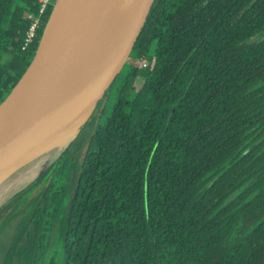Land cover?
<instances>
[{
  "label": "trees",
  "instance_id": "16d2710c",
  "mask_svg": "<svg viewBox=\"0 0 264 264\" xmlns=\"http://www.w3.org/2000/svg\"><path fill=\"white\" fill-rule=\"evenodd\" d=\"M54 4L0 0V91ZM0 264H264V0H158L69 147L0 206Z\"/></svg>",
  "mask_w": 264,
  "mask_h": 264
},
{
  "label": "water",
  "instance_id": "95a60500",
  "mask_svg": "<svg viewBox=\"0 0 264 264\" xmlns=\"http://www.w3.org/2000/svg\"><path fill=\"white\" fill-rule=\"evenodd\" d=\"M157 2L147 0L125 40V0H56L35 49L0 91V152L31 133L88 117L128 62Z\"/></svg>",
  "mask_w": 264,
  "mask_h": 264
},
{
  "label": "rangeland",
  "instance_id": "374dc122",
  "mask_svg": "<svg viewBox=\"0 0 264 264\" xmlns=\"http://www.w3.org/2000/svg\"><path fill=\"white\" fill-rule=\"evenodd\" d=\"M141 81L139 79L138 83ZM85 118L72 122L54 133H31L4 152L8 160L0 169V206L22 190L38 171L41 173L66 139L77 133Z\"/></svg>",
  "mask_w": 264,
  "mask_h": 264
},
{
  "label": "bare ground",
  "instance_id": "6f19581e",
  "mask_svg": "<svg viewBox=\"0 0 264 264\" xmlns=\"http://www.w3.org/2000/svg\"><path fill=\"white\" fill-rule=\"evenodd\" d=\"M146 2L147 0H125L124 9L122 13V35L125 40H127L132 30L140 20L146 6ZM83 116L84 113H82L76 120L82 119ZM59 128L60 127L56 125L48 129H42L38 132L41 134L54 133L57 132ZM7 160V154L4 152H0V169L5 165Z\"/></svg>",
  "mask_w": 264,
  "mask_h": 264
},
{
  "label": "built area",
  "instance_id": "2783aa9c",
  "mask_svg": "<svg viewBox=\"0 0 264 264\" xmlns=\"http://www.w3.org/2000/svg\"><path fill=\"white\" fill-rule=\"evenodd\" d=\"M39 1L41 3V7H40V13L41 14L47 9L48 5L53 2V0H39ZM36 24L37 23H34L32 28L30 29V32H29V35H28V38H27V42H30L32 40V38L34 37ZM142 65L144 67L150 66L151 65V60L149 58L143 59Z\"/></svg>",
  "mask_w": 264,
  "mask_h": 264
}]
</instances>
